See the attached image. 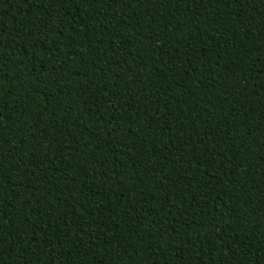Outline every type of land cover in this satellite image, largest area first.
<instances>
[{
	"label": "trees",
	"instance_id": "1",
	"mask_svg": "<svg viewBox=\"0 0 264 264\" xmlns=\"http://www.w3.org/2000/svg\"><path fill=\"white\" fill-rule=\"evenodd\" d=\"M0 264H264V0H0Z\"/></svg>",
	"mask_w": 264,
	"mask_h": 264
}]
</instances>
